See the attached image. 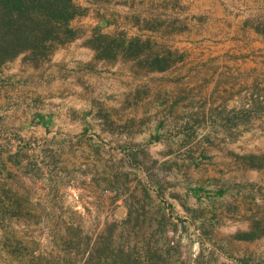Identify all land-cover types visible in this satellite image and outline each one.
Here are the masks:
<instances>
[{"label": "crops", "instance_id": "0c3cea01", "mask_svg": "<svg viewBox=\"0 0 264 264\" xmlns=\"http://www.w3.org/2000/svg\"><path fill=\"white\" fill-rule=\"evenodd\" d=\"M100 4V20L83 19L147 43L141 58L98 59L88 33L47 61L25 54L0 66V244L7 229L37 228L24 217L27 206L54 211L67 197L83 213L97 183L109 185L115 205L124 183L166 184L173 207L187 215L189 168L204 160L231 167L217 188L244 186L257 200L264 193V169L238 160L264 154L246 104L264 78V34L255 29L264 0ZM156 58L163 67L152 68Z\"/></svg>", "mask_w": 264, "mask_h": 264}, {"label": "rangeland", "instance_id": "374dc122", "mask_svg": "<svg viewBox=\"0 0 264 264\" xmlns=\"http://www.w3.org/2000/svg\"><path fill=\"white\" fill-rule=\"evenodd\" d=\"M84 1L91 5H78L73 0L79 9L70 23L74 39L91 33L89 44L96 49L98 59L116 60L123 56L138 60L145 54L148 44L141 39L128 38L124 33L112 37L105 34L100 23L93 26L85 21L83 18H93L94 14L100 20L102 8L101 0ZM255 29L264 34V19L257 21ZM171 58L176 60L175 55ZM150 65L159 69L164 63L156 58ZM248 92L252 140L264 143V78L256 79ZM238 160L264 169V154L242 155ZM191 169L187 215L173 207L172 193L166 190V184L154 189L143 182L124 183L120 205L108 199L109 185L97 183L99 188L92 191L95 198L87 200L83 213L73 211L78 200L73 202L67 197L56 201L54 211L27 206L24 217L36 220L37 228L4 231L7 236L5 243L0 244V264H264V193L258 190L261 197L257 202L247 196L249 189L244 186L217 188L226 175L230 179V166L220 169L215 162L204 160L194 171ZM253 189L255 192V186ZM240 207H247L250 217L236 213ZM246 219L250 226L240 228Z\"/></svg>", "mask_w": 264, "mask_h": 264}, {"label": "trees", "instance_id": "16d2710c", "mask_svg": "<svg viewBox=\"0 0 264 264\" xmlns=\"http://www.w3.org/2000/svg\"><path fill=\"white\" fill-rule=\"evenodd\" d=\"M78 13L73 0H0V65L22 54L47 59L74 39L70 23Z\"/></svg>", "mask_w": 264, "mask_h": 264}]
</instances>
